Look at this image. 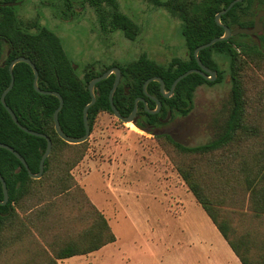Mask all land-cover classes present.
Segmentation results:
<instances>
[{
	"label": "rangeland",
	"instance_id": "1",
	"mask_svg": "<svg viewBox=\"0 0 264 264\" xmlns=\"http://www.w3.org/2000/svg\"><path fill=\"white\" fill-rule=\"evenodd\" d=\"M13 1L18 2L14 9L23 24L41 22L60 38L80 77L87 68L101 71L115 64L126 65L140 56L163 66L172 57L188 58L182 20L159 4L160 0H113L118 10L138 25L134 38L108 24L101 25L100 9L108 14L113 8L107 0H99L101 8L91 0H67L69 7L65 0ZM69 8L71 15H63L62 11ZM242 43L243 47L236 48L234 67L241 83L248 130L237 143L208 153H184L162 136L168 134L185 145H196L222 131L232 105L230 66L224 54L213 51L212 58L223 71L222 79L197 86L186 115L166 118L149 132L100 111L83 144H57L44 178L33 183L15 204L17 215L1 228L0 264H53L51 258L66 243L85 245L83 233L94 223L95 215L82 194L106 218L115 241L64 264H196L195 256L186 258L165 244L169 239L186 238L183 226L196 240V224H211L182 171L201 185L212 205L221 209L234 236L263 239L260 225L250 214L241 167L235 163L239 164L250 150L258 152L260 162L264 160V53L252 47L251 39ZM8 52L9 45L3 41L0 63ZM234 148L243 156L235 155ZM61 178H70L65 181L70 189L58 195L61 189H57V180ZM261 248L251 246L249 255L254 261Z\"/></svg>",
	"mask_w": 264,
	"mask_h": 264
},
{
	"label": "trees",
	"instance_id": "2",
	"mask_svg": "<svg viewBox=\"0 0 264 264\" xmlns=\"http://www.w3.org/2000/svg\"><path fill=\"white\" fill-rule=\"evenodd\" d=\"M13 0H0V45L4 41L9 45V52L5 61L0 63V95L7 87L10 81L8 71L9 62L17 56L28 57L38 70L37 83L41 89L53 90L60 93L63 98V106L58 113V118L62 130L73 137L82 136L85 133L83 123V108L90 101L91 95L88 90V83L97 75H100L107 68L101 71H94V68H87L80 77L72 67L60 38L46 26L40 25L37 21L29 24H23L16 16L14 6L1 5L4 2ZM112 10L108 14L103 13L100 9L99 21L104 27L106 24L111 28L119 29L129 37L134 38L139 31L138 25L127 15L120 12L113 2ZM92 4L101 8L99 0H91ZM163 5L169 12L176 14L182 20L181 35L188 52V58L182 59L172 57L167 65L163 66L155 61L140 56L136 60L126 65L115 64L120 69V80L114 91V105L122 115H128L134 106L136 97H143L144 101H138V119L134 123L149 132L152 129L146 124L153 126L162 123V120L169 115H186L192 108L194 91L201 84H213L222 79V70L218 67L216 61L212 58V52L216 51L224 54L229 59L230 77H231V95L232 105L229 114L225 120L222 131L214 138L204 143L196 145H185L174 140L168 134L162 136L169 141L181 152L184 153H208L225 146L234 145L247 132L248 128L245 123V106L242 96L241 83L238 70L234 67L237 61V47H243V43L236 37L231 39L217 41L214 44L201 49L198 52L200 60L211 69H216L218 76L214 81L206 80L198 73H190L183 77L176 84L173 93L165 97L160 92V84L157 81H150L147 84V93L157 98L161 103L158 113H150L145 109H153L156 101L147 96L143 91L144 81L151 76H159L164 81L165 90H169L173 80L190 68L198 67L197 61L193 55L195 47L210 41L212 38L222 34L223 27L218 25L214 20L216 12L224 9L230 0H160L157 1ZM236 3L232 8L221 15L220 20L226 23V16L237 6ZM32 27L34 30L31 31ZM257 50V48H254ZM258 52V51H257ZM14 83L12 88L7 92L5 101L13 110L18 121L36 131L45 133L50 137L52 147L49 155L44 161V169L40 178L30 177L28 171L21 161L9 150L0 147V174L3 176L7 191L8 201L0 204V231L5 221L14 215H17L15 204H18L23 197L31 190L33 183H40L50 167V159L55 153L57 144L61 145H80L81 143H68L61 139L55 131L53 112L59 104V99L51 94H42L37 92L33 87L34 73L29 64L18 62L13 66ZM114 74L98 81L95 84L94 93L96 100L88 108V123L90 131L93 120L100 111L112 113L109 103L108 94L112 87ZM113 114V113H112ZM244 132V133H243ZM159 135V134H158ZM0 142L6 143L17 150L26 160L30 171L36 173L39 170V161L46 149V139L40 136L29 134L20 129L12 120L10 114L0 101ZM234 154H239L241 150L233 149ZM253 156L254 152H248ZM242 161V162H241ZM235 163L242 171L249 173L251 179L247 182L251 188L250 198L257 194L256 177L260 176L258 185L264 182V172H261L262 165L248 164V167L242 166L244 160ZM184 180L195 196L197 202L215 224L222 237L226 240L234 254L239 258L241 264H264V238L259 241L238 238L234 236L231 227L224 218L225 214L219 208L209 202L208 197L204 194L201 185L192 181L190 176L182 171ZM70 178H61L57 183L58 195L70 189L65 181ZM248 189V187H247ZM256 189V191H255ZM264 195V190H263ZM83 199L87 202L91 212L95 215L94 223L85 229L83 236L87 238V243L81 244L77 241L66 243L59 248L51 258L53 264H58L57 259L67 258L77 254H85L99 249L103 245L115 241V234L112 232L106 218L96 209L87 197ZM3 198V191L0 182V199ZM264 198V196H263ZM89 200V201H88ZM264 203L262 202V207ZM254 215L259 212L253 206ZM264 233V230H262ZM261 246L254 261L249 255L251 246Z\"/></svg>",
	"mask_w": 264,
	"mask_h": 264
},
{
	"label": "water",
	"instance_id": "3",
	"mask_svg": "<svg viewBox=\"0 0 264 264\" xmlns=\"http://www.w3.org/2000/svg\"><path fill=\"white\" fill-rule=\"evenodd\" d=\"M238 0H234L232 2H230L227 7H225L224 9H222L221 11L217 12L215 14V21L218 25H221L223 26V34L220 35V36H217V37H214L212 38L210 41L206 42V43H203L201 45H198L197 47H195L194 51H193V55L197 61V64H198V68H190L188 70H186L185 72L181 73L180 75H178L172 82L171 86H170V89L169 90H165V87H164V81L161 77L159 76H151V77H148L144 83H143V91L144 93L151 97L152 99H154L156 101V106L154 109H149L145 106V109L150 112V113H156L159 111V109L161 108V103L160 101L155 98L154 96H151L147 93V90H146V87H147V84L150 82V81H157L159 82L160 84V92L165 96V97H169L172 95L173 93V90L176 86V84L178 83L179 80H181L183 77H185L186 75L190 74V73H198L200 75H202L206 80L208 81H213L217 78V71L216 70H212L210 69L209 67H207L206 65H204L200 58L198 57V52L203 49V48H206L212 44H214L215 42L217 41H221V40H226L228 39L229 37L231 36H234L238 33H252L253 31H255L256 29L255 28H252V29H248V28H237V29H233L231 30L228 26L222 24L220 22V16L222 14H224L228 9L231 8V6ZM18 2H14V1H8V2H4L2 3L1 5H14V4H17ZM18 62H25L27 64L30 65V67L32 68L33 70V73H34V77H33V87L34 89L39 92V93H42V94H51V95H54L56 96L58 99H59V104L58 106L56 107V109L54 110L53 112V121H54V128H55V131L56 133L58 134V136L63 139L64 141L68 142V143H81L85 140L88 139L89 137V134H90V125L88 123V108L95 102L96 100V97H95V93H94V88H95V84L100 81V80H103L105 78H107L110 74H114V80H113V83H112V87L110 88L109 90V94H108V99H109V103H110V106H111V109H112V113L113 115L120 119L121 121L123 122H132L134 123V120L136 118V113H137V104H138V101H144V98L143 97H136L135 100H134V106H133V109L131 110V112L128 114V115H122L118 109L116 108V106L114 105V101H113V95H114V91L119 83V80H120V69L119 67L117 66H112V67H109L107 68L104 72H102L100 75H97L96 77H93L89 83H88V90H89V93L91 95V99L90 101L84 106L83 108V123H84V127H85V133L82 135V136H79V137H73V136H70L68 134H66L61 126H60V122H59V118H58V113L60 111V109L62 108L63 106V98L62 96L60 95L59 92L57 91H53V90H45V89H41L37 83V79H38V70L35 66V64L28 58V57H25V56H17V57H14L8 64V71L10 73V81H9V84L7 85V87L2 91L1 95H0V101L1 103L3 104V106L5 107V109L8 111V113L10 114L12 120L14 121V123L20 128L22 129L23 131L29 133V134H32V135H36V136H40V137H43L46 139V149L44 151V153L42 154L41 158H40V161H39V170L38 172L34 173L32 171H30L29 167H28V164L26 162V160L24 159V157L17 151L15 150L12 146L6 144V143H3V142H0V147L2 148H5L7 150H9L10 152H12L20 161L21 163L23 164V166L26 168V170L28 171L30 177L32 178H40L41 175H42V172H43V169H44V161L46 159V157L49 155L50 151H51V147H52V142H51V139L50 137H48L45 133H42L40 131H36L34 129H30L24 125H22L15 113L13 112V110L7 105L6 101H5V96L7 94V92L12 88L13 86V83H14V75H13V66L18 63ZM0 182H1V186H2V191H3V198L0 199V204H5L7 201H8V191H7V186H6V182L3 178V176L0 174Z\"/></svg>",
	"mask_w": 264,
	"mask_h": 264
},
{
	"label": "crops",
	"instance_id": "4",
	"mask_svg": "<svg viewBox=\"0 0 264 264\" xmlns=\"http://www.w3.org/2000/svg\"><path fill=\"white\" fill-rule=\"evenodd\" d=\"M246 155L247 157L243 158L244 162L241 163L242 166L248 167L249 166L248 164L250 165L255 164L256 166L262 165L264 167L263 165L264 160L260 162V159L259 160L257 159L258 152H255L253 156H250L249 154ZM261 172H264V168H262ZM249 174H250V170L248 174L242 171L240 174L241 182L243 186L248 187L247 191L249 192L248 194L249 197L247 202H248V206H250L249 210L251 212L250 213L251 217L255 219L257 221L256 223L260 225V228L264 230V208H261L262 202L264 203V198H263L264 195L262 193L264 190V182H261L258 185V181L261 175L256 177V188L258 192L256 195H254L253 198L252 197L250 198L251 188H249L247 182H249V179H251L252 176H250ZM253 206H255L259 212L260 211L263 212L254 215ZM211 224L205 222L196 224V240L192 239L193 237L192 234H188V231L190 229H188V227L186 226H183V228L181 227V230L184 234L187 235L186 238L181 240L169 239L165 242V244L170 245L174 252L181 253V255H185L186 258L195 256L196 264H241L239 258L234 254V252L232 251L226 240L220 234L215 224L212 221ZM105 245H103L102 247H104ZM102 247L94 251H99ZM78 255H83V254H77L67 258L57 259V263L64 264L65 260Z\"/></svg>",
	"mask_w": 264,
	"mask_h": 264
},
{
	"label": "flooded vegetation",
	"instance_id": "5",
	"mask_svg": "<svg viewBox=\"0 0 264 264\" xmlns=\"http://www.w3.org/2000/svg\"><path fill=\"white\" fill-rule=\"evenodd\" d=\"M234 0H230L232 2ZM17 2V1H14ZM229 2V3H230ZM240 2V5L235 8V10L231 11L227 16H226V23H223L221 20L220 22L226 26H228L231 30L237 29V28H248L252 29L255 28L256 30L253 31L252 33H238L234 36L229 37L228 39H231L232 37H236L239 39V41H248V40H253L254 44L252 45L253 48H257L260 52L262 51L264 53V0H238L236 1L232 6H234L236 3ZM228 3V4H229ZM16 5V4H14ZM11 5V6H14ZM65 5L69 7L70 4H68V1L65 0ZM231 6V8H232ZM227 7V6H226ZM230 8V9H231ZM230 9H228L226 12H228ZM168 10V9H167ZM222 10V9H221ZM220 10V11H221ZM70 11L71 9L63 10L62 13L63 15H67L71 13L67 12ZM169 11V10H168ZM219 12V11H218ZM225 12V13H226ZM171 13V12H170ZM217 13V12H216ZM215 13V14H216ZM221 17V16H220ZM214 20H215V15H214ZM216 22V21H215ZM42 26H45L43 23L39 22ZM221 26V25H220ZM223 27V26H222ZM224 31V29H223ZM222 31V34H223ZM221 34V35H222ZM220 36V35H219ZM217 37V36H216ZM202 62V61H201ZM203 63V62H202ZM204 64V63H203ZM205 65V64H204ZM118 67V66H117ZM199 67V66H198ZM195 67V68H198ZM208 67V66H207ZM210 68V67H209ZM211 69V68H210ZM216 70V69H212ZM217 71V70H216ZM218 76V73H217ZM214 81V80H213ZM155 108V107H154ZM153 108V109H154ZM160 111V109H159ZM158 111V112H159ZM156 112V113H158ZM137 113H138V107H137ZM136 113V118L138 119L139 115ZM172 117L169 115L166 117L169 119ZM164 118L162 122L166 119ZM160 125V124H159ZM159 125L153 126L150 124H146V126L152 130L154 128L158 127Z\"/></svg>",
	"mask_w": 264,
	"mask_h": 264
}]
</instances>
